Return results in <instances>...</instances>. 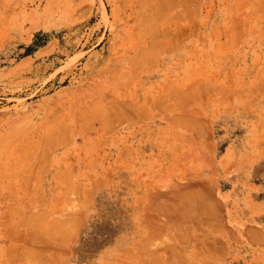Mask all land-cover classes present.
Segmentation results:
<instances>
[{
  "label": "rangeland",
  "instance_id": "1",
  "mask_svg": "<svg viewBox=\"0 0 264 264\" xmlns=\"http://www.w3.org/2000/svg\"><path fill=\"white\" fill-rule=\"evenodd\" d=\"M0 264H264V0H0Z\"/></svg>",
  "mask_w": 264,
  "mask_h": 264
}]
</instances>
